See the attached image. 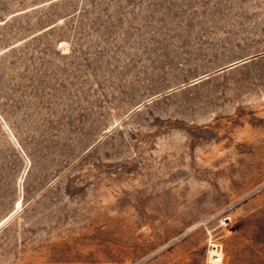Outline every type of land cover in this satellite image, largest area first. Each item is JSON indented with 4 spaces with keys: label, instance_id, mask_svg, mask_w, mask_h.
<instances>
[{
    "label": "rangeland",
    "instance_id": "374dc122",
    "mask_svg": "<svg viewBox=\"0 0 264 264\" xmlns=\"http://www.w3.org/2000/svg\"><path fill=\"white\" fill-rule=\"evenodd\" d=\"M212 245L264 264V0H0V264Z\"/></svg>",
    "mask_w": 264,
    "mask_h": 264
},
{
    "label": "bare ground",
    "instance_id": "6f19581e",
    "mask_svg": "<svg viewBox=\"0 0 264 264\" xmlns=\"http://www.w3.org/2000/svg\"><path fill=\"white\" fill-rule=\"evenodd\" d=\"M213 251V250H212ZM213 252H215V253H217V252H219L220 253V251H218V250H215V251H213ZM214 259L216 260V262H217V264L221 261V253H220V256H214ZM216 264V263H215Z\"/></svg>",
    "mask_w": 264,
    "mask_h": 264
},
{
    "label": "built area",
    "instance_id": "2783aa9c",
    "mask_svg": "<svg viewBox=\"0 0 264 264\" xmlns=\"http://www.w3.org/2000/svg\"><path fill=\"white\" fill-rule=\"evenodd\" d=\"M212 246H213L212 248L214 249L213 251H215V250H218V251H220V248H219V246H215V245H212Z\"/></svg>",
    "mask_w": 264,
    "mask_h": 264
},
{
    "label": "water",
    "instance_id": "95a60500",
    "mask_svg": "<svg viewBox=\"0 0 264 264\" xmlns=\"http://www.w3.org/2000/svg\"><path fill=\"white\" fill-rule=\"evenodd\" d=\"M199 79V78H198ZM193 81H195V80H193Z\"/></svg>",
    "mask_w": 264,
    "mask_h": 264
}]
</instances>
